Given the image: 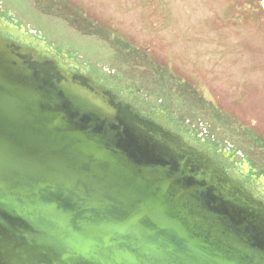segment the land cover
<instances>
[{
	"label": "water",
	"instance_id": "1",
	"mask_svg": "<svg viewBox=\"0 0 264 264\" xmlns=\"http://www.w3.org/2000/svg\"><path fill=\"white\" fill-rule=\"evenodd\" d=\"M37 52L0 36V224L58 264H264L263 226L211 170L165 162L109 96Z\"/></svg>",
	"mask_w": 264,
	"mask_h": 264
},
{
	"label": "rangeland",
	"instance_id": "2",
	"mask_svg": "<svg viewBox=\"0 0 264 264\" xmlns=\"http://www.w3.org/2000/svg\"><path fill=\"white\" fill-rule=\"evenodd\" d=\"M0 15L264 174L263 0H0Z\"/></svg>",
	"mask_w": 264,
	"mask_h": 264
},
{
	"label": "flooded vegetation",
	"instance_id": "3",
	"mask_svg": "<svg viewBox=\"0 0 264 264\" xmlns=\"http://www.w3.org/2000/svg\"><path fill=\"white\" fill-rule=\"evenodd\" d=\"M0 36L23 48L37 50L38 57L53 60L59 72L92 83L104 97L109 96L111 103L118 106L124 123L170 155L169 161L165 162L175 164L177 158L187 157L185 164L191 171L211 170L216 183L224 186L239 201L241 207L236 210L241 212V217L256 222V226L260 224L264 229V174L251 166L248 160H235L232 149L222 148L221 144L213 146L195 130L175 121L165 110L137 99L131 87L122 88L102 73H92L85 65L51 45V50L41 46L39 41L45 42L42 37L24 31L1 15ZM34 233L21 223L0 224V264H58L48 249L36 242Z\"/></svg>",
	"mask_w": 264,
	"mask_h": 264
}]
</instances>
